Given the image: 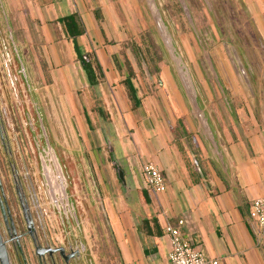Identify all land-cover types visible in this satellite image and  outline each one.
<instances>
[{"label":"rangeland","instance_id":"obj_1","mask_svg":"<svg viewBox=\"0 0 264 264\" xmlns=\"http://www.w3.org/2000/svg\"><path fill=\"white\" fill-rule=\"evenodd\" d=\"M152 1L217 147L224 132H231L233 127L242 130L233 118L248 117L246 107L255 119L264 120V9H257L256 0ZM107 3L109 7L105 11H101V6L97 10L98 29L115 48L113 52L119 61L116 67H121L127 77L132 72V83L143 88L144 97L158 95L164 89L173 100L168 88L173 86L183 104L182 112L176 106L177 112L172 111L175 130L183 140L186 138L182 132H186L207 144L146 0H107ZM1 9L0 124L5 146L0 138V185L17 231L22 234L21 247L23 250L27 247V261L38 264L34 245L27 238L15 173L34 223L37 245L44 249L63 248L67 252L78 249L79 256L68 261L69 264H109L113 244L101 207L94 205L99 193L92 167L93 162L104 166L108 159L105 152L110 148L109 134L101 124L90 126L83 114V122L89 129L83 135L85 141L78 136L81 131L77 124V166L74 168L75 159L66 155L56 139L59 132L65 133V127L71 132L68 121L63 118L65 126L56 105L47 103L52 99L45 89L49 77L36 75L46 67L43 62L33 60L24 31L16 30ZM108 20L113 23L112 29ZM144 35L153 42L160 57L158 69L146 55ZM83 78L77 76L82 84ZM64 102L66 106L75 103L77 109L80 105L78 100ZM44 136L50 138L49 142L59 152L57 159L62 170L56 166L58 170L51 168V174L46 172L45 159L37 155V149L43 147ZM95 145H100L95 154L89 153ZM58 172L63 180L56 178ZM101 172L106 178V170ZM9 251L17 258L12 246ZM79 258L82 261H77ZM41 259L43 264H51L48 254ZM52 259L56 264H65L56 253Z\"/></svg>","mask_w":264,"mask_h":264},{"label":"crops","instance_id":"obj_2","mask_svg":"<svg viewBox=\"0 0 264 264\" xmlns=\"http://www.w3.org/2000/svg\"><path fill=\"white\" fill-rule=\"evenodd\" d=\"M255 5L261 11L264 0H256ZM0 7L12 26L24 31L33 60L46 67L36 75L49 77L45 89L52 99L47 103L56 105L63 124V118L68 121L71 132L65 127V133L59 132L56 139L66 155L75 159H71L74 168L77 124L78 136L85 141L83 135L89 129L82 116L86 115L90 126L101 124L109 134L112 151L106 150L104 166L92 163L99 193L94 205L101 207L113 244L109 264H169L165 228L176 227L184 217L191 224L179 228L180 233L190 235L193 246L208 260L264 264V232L255 229L248 217L251 202L264 197V120L255 119L248 107V117H234L242 130L233 127L223 133L218 141L221 160L211 154L208 143L193 135L192 145L200 157V167L198 163L196 167L187 142L180 139L185 157L177 146L172 111L176 113L177 107L182 112L183 104L173 86L168 87L171 100L164 89L144 97L143 88L133 85L140 104L133 108L129 102L121 84L127 75L116 67L115 48L98 29L97 10L105 11L107 0H0ZM73 14L85 29L80 38L83 50L92 53L100 67L94 87L88 85L73 44L59 22ZM109 25L112 29L113 23ZM78 75L84 77V84ZM71 99L80 102L78 109L75 103L66 106L64 101ZM98 147L89 153L95 154ZM187 160L194 166L192 174ZM115 162H120L124 171V186L117 178ZM147 163L161 172L165 192L154 193L146 186L142 168Z\"/></svg>","mask_w":264,"mask_h":264},{"label":"built area","instance_id":"obj_3","mask_svg":"<svg viewBox=\"0 0 264 264\" xmlns=\"http://www.w3.org/2000/svg\"><path fill=\"white\" fill-rule=\"evenodd\" d=\"M146 186L154 193L165 192V182L159 169L152 163H147L142 168ZM251 225L264 232V197L255 198L248 210ZM191 221L184 217L178 221L176 227L166 226L165 234L169 238V264H219L216 260H208L203 253L195 248L189 235L180 233L181 227H189ZM187 231H190V229Z\"/></svg>","mask_w":264,"mask_h":264},{"label":"trees","instance_id":"obj_4","mask_svg":"<svg viewBox=\"0 0 264 264\" xmlns=\"http://www.w3.org/2000/svg\"><path fill=\"white\" fill-rule=\"evenodd\" d=\"M59 22L63 25L65 33L67 34V36L69 37V39L71 40L73 44L74 51L77 56V61L79 62L84 72L88 85L90 87L96 86L98 83L96 74L99 73L100 67L94 55L92 53H86L80 44V38L85 34V29H84V26L79 16L75 14L69 15V16H66L60 19ZM142 38H143L142 42L145 45V50H146L145 52H146L147 57L154 64V66H156V68L158 69V63L160 61V57L158 56L154 48L153 42L147 37V35H144ZM134 53L136 56V52ZM132 75L133 74L131 72V75L129 74V76L126 77L125 80L121 82V84L123 85L125 89L127 98L129 102L131 103L132 107L136 108L140 104V99L138 98L137 91L135 87L133 86ZM175 133L177 137V146L179 150L181 151L182 155L185 157L187 155L184 149L181 147V143H180L181 136L177 133V131H175ZM182 133H183L182 136L186 138L184 140L187 142L191 153L195 157V160L200 167L199 151L197 149H194L192 145L193 143L192 137L188 136L186 132H182ZM186 164L189 168L190 173L192 174V172H194V166L191 164L189 160H187Z\"/></svg>","mask_w":264,"mask_h":264},{"label":"water","instance_id":"obj_5","mask_svg":"<svg viewBox=\"0 0 264 264\" xmlns=\"http://www.w3.org/2000/svg\"><path fill=\"white\" fill-rule=\"evenodd\" d=\"M146 3L150 9V12L152 14V17H153V20L155 22V25L157 27V30H158V33L162 39V42L163 44L165 45V47L167 48L169 54L171 55V58L176 66V69H177V74L179 76V79L181 81V84L186 92V95L188 96L189 100H190V105L192 107V110L194 111V113L196 114V117L199 121V124H200V127L202 129V133L205 137L206 140H208V144H209V149L211 151V154L218 158L219 160H221L222 158V154H221V151L219 152V146L217 147V144L214 140V137H213V134H212V131L211 129L209 128V125L207 123V121L205 120V118H203L202 114L200 113L199 111V108L196 104V101L194 99V96L192 94V87H191V83H190V80L188 78V75L182 70V68L180 67V60L178 58H176L173 54V51H172V45L170 43V39L169 37L167 36L166 32H165V29H164V26L161 22V18H160V15L157 11V9L155 8V5L153 3L152 0H146ZM0 138H1V142L3 143V145L5 146V142H4V137H3V134H2V126L0 124ZM110 145V148L109 150L112 151V146L111 144L109 143ZM114 159V158H113ZM116 174H117V178L119 179V181L122 183V185L124 186L126 181H125V174H124V171L122 170L121 167H119L118 163H116ZM193 164L197 167V162L195 159H193ZM18 197L20 198V196L18 195ZM21 202V201H20ZM21 205V210H22V214H23V219H24V222H25V225H26V230H27V233L28 235L31 237V239L33 240V244H34V248H35V255L36 257L38 258V264H43V260L41 259L42 257H44L45 254H48L50 259H51V263L52 264H55L53 259H52V256L54 253L56 252H59L61 254V256L64 255L65 253V250L63 248H59V249H51V248H42L41 246L37 245L35 243V240H34V237H33V234H34V227H33V222H32V219H31V216L30 214L28 213L27 211V208L22 204L20 203ZM4 256H5V261H4V264H8L7 263V257L4 253ZM73 258V255H70L67 259H65V264H68V260L69 259H72Z\"/></svg>","mask_w":264,"mask_h":264},{"label":"flooded vegetation","instance_id":"obj_6","mask_svg":"<svg viewBox=\"0 0 264 264\" xmlns=\"http://www.w3.org/2000/svg\"><path fill=\"white\" fill-rule=\"evenodd\" d=\"M42 140H43V147H41L40 149H37V155L39 156L41 160L42 158L45 159L44 162L46 163L45 165L46 172L51 174L52 172L51 168L58 170L56 169V166H59L60 170H62L61 166L59 165L58 159H57V157L59 158V152L56 151V149H54L51 143L49 142L50 138L48 140V138L44 136ZM51 141L53 142V138ZM63 168L65 167L63 166ZM69 170L72 171L71 169ZM57 175H56L57 179L63 180V176L59 172ZM14 180L16 183L15 188H16L17 196L18 195L20 196V198L18 197L19 201H21L20 203H22L27 208V211L29 213V209L27 207V203L25 200V195L23 194L21 186L18 182L17 173L14 174ZM66 204H67V201H66ZM33 227H34V223H33ZM21 235L22 234L18 233L16 225L14 224L12 215L10 213L8 202L5 198L4 191L0 185V251H2L3 254L5 253L8 264H11V263L17 264L18 260H19L18 264H28L27 257H26L27 255L25 252L27 247H25L24 250H23V247H21V241H20ZM27 236H28L27 238L29 242L33 244V240L28 235V233H27ZM33 237H34L35 243L37 244L35 228H34ZM10 246H12L15 249L17 258L14 257L12 254H10V251H9ZM56 254H58L64 262H65V259H67L70 255H73V258L68 260V261H71L74 259V257H76V255L77 257L79 256V250L77 249V251H71V252L65 251L63 256H61L59 252H56ZM15 260H17L16 263H15ZM54 263L56 264V262Z\"/></svg>","mask_w":264,"mask_h":264},{"label":"bare ground","instance_id":"obj_7","mask_svg":"<svg viewBox=\"0 0 264 264\" xmlns=\"http://www.w3.org/2000/svg\"><path fill=\"white\" fill-rule=\"evenodd\" d=\"M180 59V58H179ZM2 244V243H1ZM7 260V259H6ZM4 261H5V256L4 254L2 253V251H0V264H4ZM8 263V262H7Z\"/></svg>","mask_w":264,"mask_h":264}]
</instances>
